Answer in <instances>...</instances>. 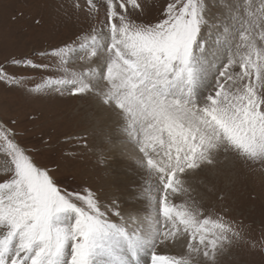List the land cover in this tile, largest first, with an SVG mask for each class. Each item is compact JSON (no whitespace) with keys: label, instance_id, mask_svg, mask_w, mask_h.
<instances>
[{"label":"snow or ice","instance_id":"obj_1","mask_svg":"<svg viewBox=\"0 0 264 264\" xmlns=\"http://www.w3.org/2000/svg\"><path fill=\"white\" fill-rule=\"evenodd\" d=\"M152 8L61 0L57 12L84 25L74 38L0 63L8 89L88 100L83 146L101 136L98 164L118 147L140 177L123 207L63 187L18 142L17 121L0 120V264H221L236 248L264 252L206 180L264 175V0ZM209 194L218 209L205 205Z\"/></svg>","mask_w":264,"mask_h":264},{"label":"rangeland","instance_id":"obj_2","mask_svg":"<svg viewBox=\"0 0 264 264\" xmlns=\"http://www.w3.org/2000/svg\"><path fill=\"white\" fill-rule=\"evenodd\" d=\"M60 2L0 0V63L6 58H20L34 49L54 47L74 38V34L84 25L75 17L68 20L58 13L56 5ZM149 2L153 5L151 13L154 16L166 0ZM10 71L35 76L37 80L41 75L23 69ZM89 103L88 100L72 97L32 98L0 84V120L17 121L13 126L19 133L17 140L29 150L38 166L53 170L57 183L68 189H78L83 185L102 195L127 200L124 194L133 184L132 171H128L127 178L119 175L125 187H114L112 184L117 180L114 181L109 167L113 170L115 157L108 155L109 149L114 150L113 147L107 149L105 163L101 165L97 162L100 149L96 147L102 142L101 136L91 137L87 148L83 146L84 141L79 139L87 127L80 122V114L88 108ZM227 179V174L206 177L218 192L223 189L220 194L227 197L232 209L230 214L244 223L250 238L260 241L264 238V175L239 169L237 175L231 178V183H227ZM117 189L124 192L121 197L115 194L118 193ZM205 205L217 209L221 206L216 194H209ZM221 264H264V252L250 246L236 248L222 258Z\"/></svg>","mask_w":264,"mask_h":264},{"label":"bare ground","instance_id":"obj_3","mask_svg":"<svg viewBox=\"0 0 264 264\" xmlns=\"http://www.w3.org/2000/svg\"><path fill=\"white\" fill-rule=\"evenodd\" d=\"M104 131L108 134V135H113V133H111L110 131H108V129H104ZM102 140V137H101ZM113 151H111L109 149L108 151V155H110L112 158H114V164H113V170L111 169V166L109 167L112 173V176L114 178V181H116V183L112 184L114 187H125L123 184V181L119 178V175L121 174L123 177L127 178L128 177V171L131 170V176H132V182H139L140 181V177L136 174V172L133 170V165H132V161H130L126 155L122 154L121 151L119 150L118 147H113ZM115 153V154H114ZM127 175V176H126ZM113 181V182H114ZM112 182V183H113ZM118 193L117 196L121 197V195L124 193L123 191H119L118 189L116 190ZM120 194V195H119ZM122 201V207L125 205L124 202L128 201L125 200V198H120Z\"/></svg>","mask_w":264,"mask_h":264}]
</instances>
